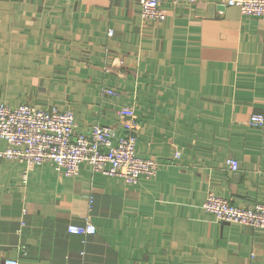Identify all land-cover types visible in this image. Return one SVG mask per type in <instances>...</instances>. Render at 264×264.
I'll list each match as a JSON object with an SVG mask.
<instances>
[{"label": "crops", "instance_id": "0c3cea01", "mask_svg": "<svg viewBox=\"0 0 264 264\" xmlns=\"http://www.w3.org/2000/svg\"><path fill=\"white\" fill-rule=\"evenodd\" d=\"M160 8L155 22L137 0H0V102L71 107L77 130L117 135L134 106L136 154L159 164L128 185L0 156V264H264V229L202 206L208 191L264 205V126L248 124L264 116V21L218 0Z\"/></svg>", "mask_w": 264, "mask_h": 264}, {"label": "built area", "instance_id": "2783aa9c", "mask_svg": "<svg viewBox=\"0 0 264 264\" xmlns=\"http://www.w3.org/2000/svg\"><path fill=\"white\" fill-rule=\"evenodd\" d=\"M163 1L178 5L194 4L198 0H137L140 16L146 20L162 22L165 19L160 8ZM218 3L224 7H237L242 15L264 21V0H218ZM111 34L109 31V35ZM102 94L119 96L118 91L111 88H103ZM118 115L122 120V135H117L111 127L100 124L90 125L87 131H79L72 110L61 111L55 106L12 107L0 102V123H7L5 129H0V140H5L6 143L0 156L25 165L50 162L58 172L67 177L76 176L80 165L86 163L94 172L121 178L128 185H137L142 179L154 177L159 164L155 159L136 154L138 122L134 106L120 108ZM248 124L262 128L264 116L252 114ZM229 167L237 170V161H229ZM22 177L24 179L26 175L23 174ZM202 206L205 212L221 222L264 229L262 203L253 205L254 209L248 213L243 206L232 205L225 199H217L213 194H208ZM68 232L91 235L95 233V227L88 222L84 226H69ZM5 263L17 264L9 259Z\"/></svg>", "mask_w": 264, "mask_h": 264}, {"label": "rangeland", "instance_id": "374dc122", "mask_svg": "<svg viewBox=\"0 0 264 264\" xmlns=\"http://www.w3.org/2000/svg\"><path fill=\"white\" fill-rule=\"evenodd\" d=\"M241 13V12H240ZM242 14V13H241ZM142 19H144L143 17H141ZM146 20V19H145ZM102 92V91H101ZM7 105V104H6ZM21 105H30V103H29V101H27V103H22ZM31 106V105H30ZM32 106H35V105H33L32 104ZM50 106H54V105H50ZM12 107H14V106H12ZM35 107H37V106H35ZM40 107V106H39ZM44 109V108H43ZM52 110V108L50 109V111ZM66 110H72V108L71 107H68V108H66L65 110H62V111H66ZM35 111H40V110H35ZM5 127H7V123H5V124H1L0 123V129L1 130H3V129H5ZM1 133V132H0ZM3 142L5 141V140H2ZM5 143V142H4ZM6 144V143H5ZM179 157V151L174 155V158H178ZM232 160V158H227L226 160H225V163H226V165H227V168L228 169H230L231 171H233V172H235V171H238V169H239V165H238V168H237V170H232L230 167H229V161H231ZM234 160V159H233ZM232 164V163H231ZM159 167V166H158ZM142 180H145V179H142ZM148 180V179H147ZM140 182V181H139ZM208 194H213V196L215 197V198H217V199H225V200H227L230 204H232V205H234L229 199H226V198H223V197H220V196H218V195H216V194H214L212 191H208L207 193H206V197H207V195ZM256 203H259V202H254V203H251V204H245V205H242L243 207H245L244 208V210L246 211V212H248V213H250L251 211H252V209H254V207H252L253 205H255ZM207 213V212H206ZM247 213V214H248ZM209 214V213H208ZM209 215H212V214H209ZM216 215V214H215ZM213 216V215H212ZM220 217V216H219ZM215 218V217H214ZM219 221V220H218ZM246 226H249V225H246ZM249 227H252V226H249ZM253 228V227H252Z\"/></svg>", "mask_w": 264, "mask_h": 264}]
</instances>
